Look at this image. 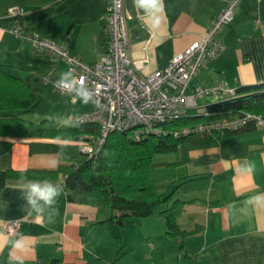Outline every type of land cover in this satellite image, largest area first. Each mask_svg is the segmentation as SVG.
I'll use <instances>...</instances> for the list:
<instances>
[{
    "label": "crops",
    "instance_id": "1",
    "mask_svg": "<svg viewBox=\"0 0 264 264\" xmlns=\"http://www.w3.org/2000/svg\"><path fill=\"white\" fill-rule=\"evenodd\" d=\"M226 2L163 0L160 24L153 27L133 0H124L129 53L138 72L148 75L163 69L173 55L200 38ZM17 6L24 9L20 21L25 32L38 33L69 55L94 63L107 39L105 0H61L41 6L0 0V62L31 86L38 104L39 90L56 94L43 78H60L66 73V63L9 32L12 19L6 10ZM218 36L223 49L198 70L187 92L215 83L234 89L264 83V0H240ZM89 103V107L71 109L66 121L90 111L93 104ZM197 106L195 113L205 109V105ZM30 113L22 117L31 120ZM64 123L54 128L79 125L66 127ZM211 137L206 144L185 139L174 151L152 157L150 174L156 192L178 184L174 199L183 201L176 216L180 232L172 235L159 211L121 226L110 220L112 211L107 206L69 201L63 175L55 172L58 154L30 150L31 143L55 142V138L0 132V140L10 142L0 154V264H50L53 260L59 264H264V125L250 122ZM18 171L51 174L20 176L15 174ZM25 177L49 179L63 189L42 215L24 210L20 182ZM166 206L162 204L160 210ZM13 219L19 223L9 235L4 227Z\"/></svg>",
    "mask_w": 264,
    "mask_h": 264
},
{
    "label": "built area",
    "instance_id": "2",
    "mask_svg": "<svg viewBox=\"0 0 264 264\" xmlns=\"http://www.w3.org/2000/svg\"><path fill=\"white\" fill-rule=\"evenodd\" d=\"M239 2L240 0H227L199 39L173 55L163 69L155 70L148 75H141L138 72L129 53L124 0H105L107 39L103 54L94 63H86L69 55L64 47L41 37L38 33L25 32L20 21L24 13L23 7H10L6 13L12 19L9 28L11 34L28 39L38 50L51 52L62 58L66 63V73L71 74L77 81H82L90 92L91 98L87 102H91L93 108L77 115L74 120L78 124L98 125V134L89 135L91 141L79 146L82 153L93 156L113 132H125L140 140L150 135L178 138L232 131L250 122L264 125L262 115L242 112L228 118L208 119L182 127L169 126L185 111L196 109L197 101L201 97L224 98L235 94L234 88L223 83L211 86L198 85L190 93L187 92V87L205 62L223 49L224 45L218 34L232 20ZM59 79L46 76L43 81L50 82L59 93L77 96L76 91L68 92L59 87L57 85ZM199 114L210 115L206 108ZM18 223V219L6 222L5 232L13 235Z\"/></svg>",
    "mask_w": 264,
    "mask_h": 264
},
{
    "label": "trees",
    "instance_id": "3",
    "mask_svg": "<svg viewBox=\"0 0 264 264\" xmlns=\"http://www.w3.org/2000/svg\"><path fill=\"white\" fill-rule=\"evenodd\" d=\"M61 0H24L27 4L41 6L58 3ZM37 105L31 86L24 80L10 74L0 62V132L14 136L61 137L72 144L63 150L55 142L31 143V151L55 152L59 164L55 172L63 175L62 187L69 201L107 206L111 209L110 220L124 226L137 219L159 211L165 218L167 233L180 232L176 216L183 201L174 199L178 184L157 193L151 177L152 157L155 153L174 151L185 139H193L200 144L211 141V136L220 133L198 134L188 137H156L153 135L136 140L125 132H113L93 156H87L79 146L90 142L89 135L98 134L95 123L79 124L69 129L46 126V120L36 124L22 116L34 110ZM205 108L212 113L208 116L187 110L169 124L182 127L214 118H228L234 114L250 112L264 117V83L244 85L235 89L233 96L222 98L216 103H207ZM223 132V131H221ZM10 145L0 140V154ZM20 176H47L50 171H18ZM113 188V191L111 190ZM162 204L167 205L160 210ZM50 264H59L53 260Z\"/></svg>",
    "mask_w": 264,
    "mask_h": 264
},
{
    "label": "clouds",
    "instance_id": "4",
    "mask_svg": "<svg viewBox=\"0 0 264 264\" xmlns=\"http://www.w3.org/2000/svg\"><path fill=\"white\" fill-rule=\"evenodd\" d=\"M134 7L138 12H142L147 16L153 27H158L161 21L160 13L164 11L163 0H133ZM57 85L68 92L76 91L77 97L82 101L87 102L91 98L90 92L84 87L82 81H77L71 77L69 73H62ZM55 143L60 146L61 150L70 146L72 141L69 139L55 138ZM57 161H52V166L55 167ZM20 190L22 198L25 201L24 210L31 215L35 212L42 215L45 208H51L56 202L57 197L63 191L62 187L54 184L49 179L43 180H29L26 177L22 178L20 182ZM253 200L257 199L252 198ZM51 219V218H49Z\"/></svg>",
    "mask_w": 264,
    "mask_h": 264
},
{
    "label": "rangeland",
    "instance_id": "5",
    "mask_svg": "<svg viewBox=\"0 0 264 264\" xmlns=\"http://www.w3.org/2000/svg\"><path fill=\"white\" fill-rule=\"evenodd\" d=\"M54 93L56 94L52 93L53 95H46L43 94L42 91L40 93L39 90V94L41 95L39 98H37L38 104L36 105L35 110L29 114L30 119L36 124L41 123L43 119H47L48 121H50V124H52V127H56L64 120V124L66 125V127H69L77 123L75 120V122L66 121L69 118V111H71V109L79 110V107L86 108L90 106L89 102H84L77 96L66 97L60 95L56 91H54ZM221 100L222 97L220 96H204L198 99V104L201 107L202 105H206V102L216 103ZM198 109L201 110V108ZM209 113L211 114L212 111H209Z\"/></svg>",
    "mask_w": 264,
    "mask_h": 264
},
{
    "label": "water",
    "instance_id": "6",
    "mask_svg": "<svg viewBox=\"0 0 264 264\" xmlns=\"http://www.w3.org/2000/svg\"><path fill=\"white\" fill-rule=\"evenodd\" d=\"M111 190L113 191V188L111 187Z\"/></svg>",
    "mask_w": 264,
    "mask_h": 264
}]
</instances>
